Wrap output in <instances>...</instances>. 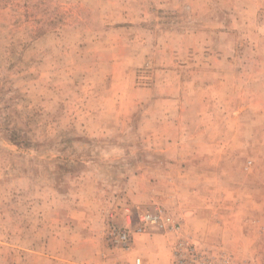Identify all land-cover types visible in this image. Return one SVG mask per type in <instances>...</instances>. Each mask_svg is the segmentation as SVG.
I'll use <instances>...</instances> for the list:
<instances>
[{
    "label": "rangeland",
    "instance_id": "obj_1",
    "mask_svg": "<svg viewBox=\"0 0 264 264\" xmlns=\"http://www.w3.org/2000/svg\"><path fill=\"white\" fill-rule=\"evenodd\" d=\"M154 207L264 264V0H0V264H172Z\"/></svg>",
    "mask_w": 264,
    "mask_h": 264
},
{
    "label": "built area",
    "instance_id": "obj_2",
    "mask_svg": "<svg viewBox=\"0 0 264 264\" xmlns=\"http://www.w3.org/2000/svg\"><path fill=\"white\" fill-rule=\"evenodd\" d=\"M138 222L139 225L134 230L129 228L110 229L108 233L110 243L127 250L133 234L146 233L147 227L148 229L155 228L163 232L168 231L175 237L172 264H234V259L228 252L210 247L191 236H181V225L174 222L170 214L160 207L141 212L138 215ZM134 264H142L141 259L136 258Z\"/></svg>",
    "mask_w": 264,
    "mask_h": 264
}]
</instances>
